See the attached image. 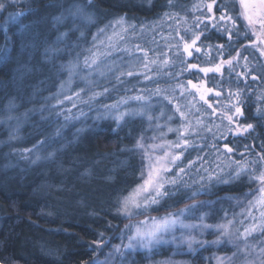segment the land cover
<instances>
[{"label": "snow or ice", "instance_id": "1", "mask_svg": "<svg viewBox=\"0 0 264 264\" xmlns=\"http://www.w3.org/2000/svg\"><path fill=\"white\" fill-rule=\"evenodd\" d=\"M89 2L91 3V0ZM148 3L151 5L152 0H148ZM175 6L173 0H168L166 7L173 8ZM5 7V4L0 3V10ZM191 11L193 14L200 13L199 16H194L191 28H183L182 25L187 23L186 17H179L178 13L173 12L163 13L160 25H155L154 22L153 25L139 26V31L143 35L149 28L155 31L156 27L163 26V23H167L168 20L173 21L174 26L170 25L169 31L175 35L162 38L166 41H176L174 44L168 43L166 45L176 58L175 60L167 59V52L155 58H149V50L136 45L134 54L140 55L143 60L142 71H120L121 67L126 66L123 60L120 61V64H106L113 47L119 43H126L127 39L130 38L129 33L135 34L137 31L138 26L135 24L125 27L126 19L124 17H120L114 23H109L105 28H100L98 34L92 37V47L86 50L88 55L83 60L84 69H87L91 74L105 65L108 73L114 75L117 84L126 83L129 77L138 78L142 76L144 81L156 83L160 78L182 80L185 73L193 75L201 73L204 76V80L199 83L188 80L186 84L181 82L171 89L160 87L135 89L138 94L119 96L112 103L98 104V99H112V93L116 91V88L104 87L102 91H93L88 96V100L84 101L89 106L90 111L95 112L93 117L95 121L112 120L117 128H123L128 118L136 116L141 118L146 116L149 124L152 125L154 117L148 113L154 107L153 97L167 101L168 104L172 103L169 96L162 95L164 92L170 91L175 94L179 91V97L176 98L185 101L183 105H175L173 115L167 117L169 123L174 117L179 119V126L174 128L167 125L161 126L157 123L155 125L157 131L162 127H167V132L159 131V135L148 138L153 141L151 144L146 143L145 137L141 136L136 141L134 148L131 149V151L141 153L139 177L141 182L128 190L127 194L117 197L116 215L130 220L133 216L143 215L150 209L160 206L163 201L172 199L181 192L185 194L181 197L182 199H194L202 194L215 195L214 190L217 189L218 185H231L242 178L246 179L250 186L255 185V187H250L249 191L244 193V200L236 196L202 200L190 204L176 213H168L162 217L146 216L143 220L128 223L121 232V243L113 246L109 257L104 261L93 259L91 264H112V257L119 256L123 260L127 259L130 253L143 252L148 256L158 255L164 245H176V251L173 255H179L182 254L184 245L187 246L188 252H192L196 250L194 245L204 248L205 246H220L229 243L236 245L237 249L232 256L209 257V259H215L216 264H235L238 257H243L242 264H264V247L257 249L256 246L248 243L249 237H252L254 233L264 235V141L258 145H244L245 150L240 153L234 151V147L239 146L230 147L228 141L229 136L233 139L247 138L246 134L251 135L255 132L256 126L253 124L244 125L239 121L247 119L245 108L249 101L245 97L252 94L249 89L248 78L251 77V80L255 82L264 77V63L253 64L248 56L243 55V51L251 48L258 51L261 57H264V0H212L211 3L193 5ZM216 11L220 12L219 16L215 14ZM69 17L73 21L80 17L86 19L88 23L93 22L92 14H85L84 9L78 5L67 9L66 14L61 13V15L53 17V22L62 24ZM237 21L240 22L239 26ZM241 27L244 29L243 32L240 30ZM108 29H112L110 36L106 35ZM181 31H183V35H181ZM211 32H215L221 38L226 39L227 44L197 46L203 44L202 37L209 39ZM67 36V32L61 33L56 37L55 43L63 42ZM99 36H105V40L97 43ZM186 36H190V41L185 39ZM131 38L138 37L133 36ZM80 39L87 41L84 32L80 33ZM241 39L249 40L250 43L242 45L241 49L237 50L234 46ZM101 49L105 50L102 51ZM233 50L236 51V55L230 56L229 54ZM123 51L130 52L131 50L124 48ZM151 51L155 52L156 50L152 49ZM46 52L55 55L56 49L49 48L46 49ZM200 55L205 56L207 58L206 63L212 66L200 67L198 63L187 62L188 59ZM225 56H228V59H225ZM9 57L10 53L6 43L4 49L0 50V60L7 61ZM213 60H218V62L212 64ZM176 66L180 68L178 72L165 73L163 77L159 75V72L156 75L151 74L154 69L162 70ZM62 67H66L70 73H73L76 65L69 63ZM237 68H242L243 71H237ZM225 70L228 72L229 82L232 81L233 77L237 84L242 80L244 81L243 89L238 88L236 91L229 89L226 97L222 95V91H215L205 86L209 74L213 77L219 74L223 79ZM256 71H259V75L253 74ZM116 72H119V75H115ZM98 75L104 76L105 71H99ZM84 79L87 80L88 78L85 77ZM89 83L91 85L95 82L89 81ZM216 86L217 88L221 87L220 82H217ZM63 89L64 85L62 84L60 94H62ZM124 91L127 92L129 89H124ZM83 92L84 90L81 89L75 92L73 96L79 98ZM210 94L215 98V104L209 99ZM188 97H192V99L189 100ZM65 99L72 100L73 97L68 96ZM224 99L227 100V103L223 102ZM58 103H62V101ZM256 103L264 106V92H260L257 96ZM93 104H98V106L92 108ZM131 104H136L138 107L130 108ZM204 105L207 108L201 112ZM72 107L76 108L77 106L73 104ZM66 111L69 114L65 116V123L87 117V113L83 111L76 114H72L71 109ZM197 113L199 116L194 120L191 119ZM163 115L164 113L161 114V116ZM160 118V116L155 117V120ZM253 118H264V107L258 106ZM78 131H83V129ZM167 133H174L176 140H166ZM209 137L211 142H209ZM157 140L160 142L157 143ZM220 142H223V147L219 146ZM44 143L47 141L40 142V144ZM256 147L260 148L259 152H256ZM206 148L210 149V152L200 155L199 153L204 152ZM190 149L197 151L198 155L194 159H188L187 163L184 164V160L187 159L184 154ZM212 153L215 154L214 160L208 158ZM237 154L240 159L233 158ZM182 164L183 167H181ZM193 173L198 179H193ZM187 180H191L192 183L188 184ZM225 200H235L237 204L243 203L245 207L241 213H233L230 219L229 210L222 206V201ZM214 205L221 206L216 208ZM201 209L208 211L201 212ZM221 212L223 213L222 216H219L221 222L206 223V220L216 218L217 214ZM186 216H191L198 222L185 223L184 218ZM237 216H241L243 219L237 220ZM237 224L243 228V231L236 228ZM246 224L247 226H245ZM178 229L184 230L179 237L175 235ZM212 232L220 234L213 241L197 240L196 236L193 235V233L204 235ZM99 237L100 239L94 242L93 250L102 251L104 247L109 246L110 241L104 240L103 233H100ZM166 237H170V239H166ZM125 239L127 243H124ZM261 243L264 244V241ZM240 244H243V247H240ZM248 257H252V259H248ZM157 264H178V262L169 258L159 261Z\"/></svg>", "mask_w": 264, "mask_h": 264}, {"label": "trees", "instance_id": "2", "mask_svg": "<svg viewBox=\"0 0 264 264\" xmlns=\"http://www.w3.org/2000/svg\"><path fill=\"white\" fill-rule=\"evenodd\" d=\"M0 3L6 5L3 10H0V50H3L7 43L10 53L7 61L0 60V264H91L93 259L103 255L108 248V246L104 247L102 251L93 250L94 242L100 239V233H103L105 241L112 242L126 224L142 216L163 215L191 201L213 199L228 193L239 194L243 191L248 192L250 187H255L242 181L229 188L215 189V195L197 196L194 199H182V195L176 196L173 205H167V200H165L164 205L157 210L133 216L130 220L118 217L116 212H112L113 208L108 211L103 206H93L87 209V214L92 218L83 216L71 218L69 214H61L48 198L36 197V193L41 192V184L48 181V178L42 174L41 168L35 169L34 175L37 182L34 185L21 184V186L10 187L6 181L8 176L16 174L21 178H26L31 171V163L36 162L33 164L35 165L39 162L30 160L31 162L27 163V159L36 156L35 150L29 151V156L26 157V155L22 156L21 149L28 154L25 150L40 149L41 145L60 148L67 144L66 140L70 132H79L78 130L82 128H86L88 135L81 138L78 145L70 144L76 147L75 152L87 146L90 150L87 152L88 157L93 159L92 162L104 164L108 175L117 179L132 180L133 187L140 183L141 153L131 151V149L140 139L138 137L148 133L145 124L139 120L134 124L127 120L123 128H117L112 120L95 121L93 119L95 112L90 111L84 101L88 100V96L93 91H102L104 87L116 88V91L112 93V99H98V104H109L119 96L136 94L135 89H154L158 86L169 85L165 82L168 79L164 78V81H160V78L157 83L145 81L144 85L138 86L137 83L140 84L141 77L137 81L136 78L129 77L127 82L123 83L124 86H119L114 75L108 73L105 65L89 74L83 67V60L88 55L86 50L92 47L93 35H97L100 28H105L106 25L114 23L120 17H124L127 24L148 25L149 21L162 17L168 0H152L151 5L148 0H91V3L89 0H0ZM173 3L185 7L187 4H193V0H173ZM74 5L82 7L85 14H92L93 22L88 23L86 19L80 17L74 21L69 17L62 24L53 22V17L61 13L66 14L67 9L73 8ZM215 14L219 16L220 12L216 11ZM199 15L200 13L197 12L196 16ZM187 16L189 17L187 22L190 24L188 28H191L194 18L192 11ZM237 25H240L239 21ZM240 30L244 31L242 27ZM65 32L68 36L63 42L56 44V37ZM81 32L86 34L87 41L80 39ZM111 34L112 29H108L106 35ZM185 39L190 41V36H186ZM104 40L105 36H99L97 43ZM202 40L203 44L197 46L227 44V40L215 32L209 33V39L202 37ZM249 43V40L241 39L234 48L240 50L242 45ZM49 48L56 49V54L46 52ZM123 55L126 58L129 56L127 52ZM229 55L235 56L236 51H231ZM243 55L248 56L251 62L254 60L251 59L253 56L256 59L255 63H261L258 61V51L249 48L243 51ZM111 57L112 55L106 64H111L108 63ZM225 59H228V56H225ZM206 60L205 56L200 55L188 59L187 62L198 63L200 67L212 66L206 63ZM217 62L218 60H213L212 64ZM69 63L76 65L73 73H70L66 67H62ZM262 63H264V57ZM102 70L105 71V75H98V72ZM179 70L178 66L169 72ZM236 70L243 71L242 68ZM167 71L165 73H169ZM115 75L119 74L115 73ZM85 77L88 79L85 80ZM132 80L134 82H131ZM188 80L199 83L204 80V76L201 73L195 75L185 73L182 80L176 79L177 82L173 83L186 84ZM89 81L95 83L90 85ZM217 82H220L221 87L217 88ZM62 84L64 89L60 94ZM248 84L252 94L245 97L249 103L245 108L247 119L242 121L244 125L256 126L255 132L247 135V138L242 137L238 140L229 136L230 147L241 143L238 146L242 148V143L258 145L264 141V118H253L257 107H261L256 103V98L263 91L264 77L255 82L249 77ZM205 86L227 94L229 89L232 91L238 88L243 89L244 81L237 84L233 77L229 82L228 72L225 70L223 79L219 74L215 77L209 74ZM81 89L84 90L81 96L74 97L73 94ZM124 89H129V91L125 92ZM68 96H72L73 99L66 100L65 97ZM59 101L62 103H58ZM73 104L77 107L73 108ZM98 104H93L92 108L97 107ZM10 109L16 114L18 120L22 121L23 135L26 140L32 141L29 147L15 142L8 134ZM67 109H71L72 114L83 111L87 113V117L65 123V116L69 114ZM63 134L64 137L61 138ZM45 140L47 143L40 144ZM209 142H211L210 137ZM221 145L223 142H220L219 146ZM234 148L237 153L244 151L238 150L237 147ZM259 151L260 148L256 147V152ZM8 152L12 153L15 160L19 159L23 163L19 168L14 167L17 165L9 171L3 168V164L9 158L4 157ZM205 152H210V149H204ZM76 157H79L76 153L71 156L72 159ZM235 157L240 159L238 154ZM78 174L90 178L98 176L97 172H88L87 175L84 172ZM129 189L127 186L125 191ZM168 250V248H161L160 254L165 255ZM200 253L197 257L201 260L203 253L202 251ZM201 263L203 264L202 261Z\"/></svg>", "mask_w": 264, "mask_h": 264}, {"label": "rangeland", "instance_id": "3", "mask_svg": "<svg viewBox=\"0 0 264 264\" xmlns=\"http://www.w3.org/2000/svg\"><path fill=\"white\" fill-rule=\"evenodd\" d=\"M203 4L202 1L199 0H193V4H187L185 7H181L184 5L180 4H175L176 6L173 8H168L164 7V13L165 12H173V13H178L179 16L181 17H186L188 21V16L189 12L191 11L193 5L196 4ZM197 12L195 14L192 13V16H196ZM162 17L160 18H155L151 21H149L147 24L148 25H153L155 22V25H160L162 23ZM130 24H127V21L125 23V27H127ZM173 25L174 22L171 20H168L167 23H163V26H159L155 28V31H153L151 28H149L143 35H141L139 31V26L137 27V31L135 34L129 33V39H127L126 43H119V45H116L113 47L111 52V60L108 63H116L120 64V61L123 60L124 64L126 66L121 67L120 71L127 72V71H134V72H140L142 71V66H143V60L140 57V55L134 54L135 53V46L140 45L146 50H149V58H155L156 56L161 55L162 53L167 52L168 56L166 57L169 60H175L176 58L172 55L171 51L169 48L166 46L168 43L174 44L176 41L171 40V41H166L162 37H168L169 35H175L174 33H170L169 31V26ZM147 26V25H145ZM182 27L188 28L190 27L189 22L186 24H183ZM138 37V38H131V37ZM155 41V42H154ZM135 44V45H134ZM118 46V47H117ZM124 48H128L131 51L127 52L128 53V58H126L123 54L125 52L123 51ZM155 49V52H152L151 50ZM182 50V49H181ZM130 53V54H129ZM121 54V55H120ZM259 54V52H258ZM116 58V59H115ZM253 59V56L252 58ZM254 59L252 63H255ZM262 63L263 57L260 56L259 54V59ZM178 65V61H177ZM178 66L174 67L177 68ZM168 70V71H167ZM173 68H163L162 70H157L154 69L153 72L151 73L152 75H156L157 72H159L160 76H164L163 74L165 71L169 72L172 71ZM259 74V71L254 72L253 74ZM116 74H119V72H116ZM141 77V82L140 84L137 83L138 86L144 85L145 81L143 80V77ZM136 78V81L140 78ZM164 78H161L160 81H164ZM176 79H168V81H165L169 83V85H162L158 86L162 89H171L173 88L176 84L178 83H173L177 82L175 81ZM131 82H134L132 80ZM158 82V81H157ZM156 82V83H157ZM172 82V83H170ZM133 84V83H132ZM119 86H124L123 84H118ZM127 85V84H126ZM264 92V88L263 91ZM138 94V93H136ZM135 95V94H134ZM162 95L169 96L172 99V103L168 104L167 101H164L160 98L153 97V105L154 107L149 111V115H152L154 117V122L152 125L149 124L147 117L141 118L140 116L128 118L129 122L131 121L133 124L137 122V120L143 122L148 130V133L145 135H142L145 137V142L148 144L153 143L151 139H148L153 136L159 135V131L167 132V127H162L159 131L156 130L155 125L158 123L161 126L167 125L168 127H177L180 124L179 119L173 118L172 122L169 123L167 121L168 116L173 115V110L175 105L180 104L183 105L185 103L184 100L182 99H177L176 97H179V91H177L175 94L171 93L170 91L164 92ZM223 96L226 97V93L222 94ZM187 99L191 100L192 97H188ZM198 99V97H197ZM209 99L212 100V102L215 104V98L210 94ZM224 103H227V100H223ZM138 105L136 104H131L130 108H137ZM264 107V106H261ZM207 108L206 105L201 108V112H204L205 109ZM14 109V108H12ZM12 109H10L9 113V130L8 134L11 135V138L15 140V142H18L20 144H23L25 146H28L32 143L29 142L28 140L25 139L23 132H22V121L18 120V117L16 114L12 112ZM164 113L163 116L161 114ZM160 116L161 118L159 120H155V117ZM197 116H199V113H197L195 116H192L191 119H196ZM26 122V119H25ZM27 123V122H26ZM219 123V121H217ZM134 128V127H133ZM83 129V128H82ZM70 132V131H69ZM88 135L86 132V128L83 129V131L79 132H70L68 139L66 140L67 144L62 145L60 148H53L51 146H43L41 145L40 149L35 148V157L27 159L26 162L30 163L32 161H39L37 164L33 165L34 163H31L32 168L30 173L26 176V178H21L20 176L16 174H12L10 177L6 178V181L9 183L10 187H16V186H21V184H26V185H34L36 183V178H35V169L41 168L42 174L45 175L48 178V181L45 183L41 184V192L36 193V197L38 198H48L50 202L57 207V209L60 211L61 214H69V217L71 218H79L80 216H83L85 218H92L87 214V209L93 208V206H100L108 211H110L112 208L114 209L112 212H117V197L127 194V191H125L126 187L129 186V188H133L134 182L132 180H123V179H117L114 176L111 177L108 175L106 166L104 164H98V162H92L93 159L88 157V153L90 150L87 148V146L83 147L81 151L75 152L76 147H72L70 144L76 146L80 142V139L83 138L84 136ZM61 138L64 137V134L60 136ZM140 138V137H138ZM166 140L168 141H175L176 136L174 133H167V136L165 137ZM195 139V137H193ZM36 140V139H35ZM29 142V143H28ZM157 143L160 141L157 140ZM223 147V145H221ZM28 150V149H27ZM22 156L28 157L29 156V151L25 154L23 149L20 150ZM76 153L79 157H76L74 159L71 158L72 155ZM50 154L51 157H50ZM200 155H203L204 152L199 153ZM185 157L187 159L184 160V164L187 163L188 159H194L197 155V151H192L191 149L188 152H185ZM9 157L7 158V162L3 164V168L6 170H10L14 165V167L19 168L23 163L18 159L15 160L12 157V153L6 154L4 156ZM74 157V156H73ZM39 158V159H38ZM209 159L214 160L215 159V154L212 153L209 157ZM234 159H237L235 156L233 157ZM29 161V162H28ZM69 164H72L69 166ZM80 164V165H79ZM79 165V166H78ZM139 165L141 167V158L139 159ZM184 165L182 164L181 167ZM86 170V171H85ZM84 172L85 175L87 173L91 172H97L98 176H94L93 178L90 177H84L78 173ZM187 179V178H186ZM193 179H198V177L195 176L193 173ZM247 182L246 179L242 178L240 181L233 182L231 185H218V188H229L230 186H234L238 182ZM23 182V183H22ZM141 182V181H140ZM188 184H191V180H187ZM248 184V183H247ZM255 186V185H253ZM129 189V190H130ZM195 190V189H193ZM183 196L185 195L183 192H181L177 196ZM207 194H202L199 195L198 197H204ZM223 196H236L239 197L241 200H244V193L241 194H223L220 196H217L213 199H200V200H195L191 201L190 203L186 204L185 206L183 205L180 208L173 209L170 212H167L163 215H146V216H153V217H162L167 215L168 213H176L179 212L180 209L185 208L186 206L197 203L202 200H216L218 197H223ZM175 198L167 200V205H173L175 202ZM164 205V201L161 203L160 206H156L153 209H150L148 212H152L153 210H157V208H160L161 206ZM221 205H214V207L218 208ZM222 206L229 210V218H232L233 213H241V211L244 209L245 205L243 203L237 204L235 200L233 201H222ZM203 211H208L207 209H201V212ZM146 213V212H145ZM223 213H218L216 218H209L206 220V223L209 224H215L218 222H221L219 220V216H222ZM137 216V215H136ZM146 216L140 217L138 220H143L145 219ZM237 220L243 219L241 216L236 217ZM136 220V221H138ZM185 223H197L193 217L191 216H186L184 218ZM136 221H133L131 223H135ZM247 226V224L245 225ZM236 228H239L240 231H243V228L240 227L239 224L236 225ZM124 229V227L122 228ZM235 231V229H233ZM184 230L178 229L175 233L177 237L181 235V233ZM122 232V231H121ZM121 232H119L116 236L115 241H112L109 243L108 248L105 250L103 255L99 256L97 260L99 261H104L109 257V254L112 252L113 246L119 245L121 243ZM185 235H187L186 232H184ZM193 235L196 236L197 240H206V241H213L216 240L219 237L218 232H212L211 234L205 233L204 235H198L196 233H193ZM166 239H170V237H166ZM264 241V235H259L254 233L252 237H249L248 243L251 245H254L257 247H264V244L261 242ZM124 243H127V240H124ZM195 251L188 252L187 251V246L184 245L182 247V254L179 255H173V253L176 251V245H164L161 248H168V252L163 255H155L154 256H148V254L139 252V253H130L127 256V259H121L119 256H114L112 257V264H157L159 261H164L167 259H172L178 264H216L215 259H209V257H224V256H232L234 252H236V245L234 244H222L220 246H205L204 248H200L198 245L193 246ZM240 247H243V244H240ZM202 251V259L197 257L198 253L201 254L200 252ZM243 257H238L236 259L235 264H242L243 262ZM248 259H252V257H248Z\"/></svg>", "mask_w": 264, "mask_h": 264}, {"label": "flooded vegetation", "instance_id": "4", "mask_svg": "<svg viewBox=\"0 0 264 264\" xmlns=\"http://www.w3.org/2000/svg\"><path fill=\"white\" fill-rule=\"evenodd\" d=\"M202 1V3L203 4H207V3H211L212 2V0H201ZM243 119H241L240 121H239V123H241V124H244L243 123V121H242ZM247 123H248V121H246ZM246 135H248V134H246ZM240 138H242V137H240ZM239 138H236L235 140H238ZM238 143H240V142H238ZM231 145V144H230ZM234 145V144H233ZM237 145H241V143L240 144H237ZM244 145H248V143H242V148H239V147H237L238 148V150H245L244 149ZM235 149V148H234ZM246 191H243V192H240L239 194H241V193H245Z\"/></svg>", "mask_w": 264, "mask_h": 264}]
</instances>
